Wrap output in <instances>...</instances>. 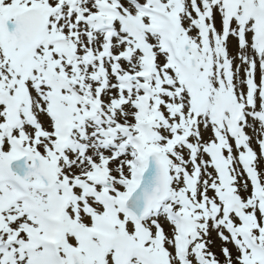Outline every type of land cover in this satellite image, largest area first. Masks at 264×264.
<instances>
[{"label":"snow or ice","instance_id":"1","mask_svg":"<svg viewBox=\"0 0 264 264\" xmlns=\"http://www.w3.org/2000/svg\"><path fill=\"white\" fill-rule=\"evenodd\" d=\"M0 264H264V0H0Z\"/></svg>","mask_w":264,"mask_h":264}]
</instances>
